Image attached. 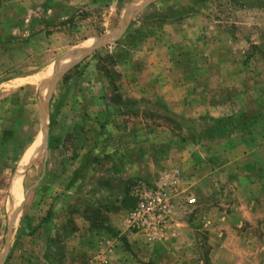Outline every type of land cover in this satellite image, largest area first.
Listing matches in <instances>:
<instances>
[{"label": "rangeland", "instance_id": "374dc122", "mask_svg": "<svg viewBox=\"0 0 264 264\" xmlns=\"http://www.w3.org/2000/svg\"><path fill=\"white\" fill-rule=\"evenodd\" d=\"M154 63L211 100L163 116L139 91ZM260 97L264 0H0V264H264ZM110 138L171 161L168 138L208 143L188 147L197 177L128 181L108 218L104 175L84 173L99 152L83 151ZM175 171L164 237L126 231L135 183Z\"/></svg>", "mask_w": 264, "mask_h": 264}, {"label": "crops", "instance_id": "0c3cea01", "mask_svg": "<svg viewBox=\"0 0 264 264\" xmlns=\"http://www.w3.org/2000/svg\"><path fill=\"white\" fill-rule=\"evenodd\" d=\"M156 68L158 67L155 63L152 64L151 66H148L149 69L148 72H150V74L152 73L151 74L152 76L149 75L148 81H146V83H144V85L141 86L142 88L139 89V91H141L140 96L145 97L146 100L150 101V97H151L152 100L157 101V103L162 107V110L165 112L163 116L171 117L170 110L167 111V109L165 108L171 105V101L176 103V105L179 106L184 111L186 110L188 111L190 109L189 106H192L191 101L193 98L197 100L198 97L199 98L202 97V101L204 102L211 100L209 98L208 100L204 98L206 95L204 92L200 93L198 92V90L193 92L190 89V85L188 86L186 82L187 79L180 82V86L182 85L180 87L181 90L180 93L173 92L170 78H168L167 75L158 77L157 72L159 70H157ZM181 72H182L181 74H183L184 77L185 73L183 71ZM239 99H241V104H242L240 109L242 111H245L246 107H244L243 105H244V101L247 100L248 98L245 99V97L241 96ZM213 100L217 101L216 106L214 107L219 108V106L221 105L219 99L214 97ZM261 100L262 103H260V106L264 104L263 98L260 97L259 102ZM107 111L108 110L99 109L97 113V111L94 109H88L84 112H86V114H88L89 116H95L96 114L102 115L104 113H107ZM259 114H260L259 121L262 120L260 121L261 123H259V126L260 124H262V126L260 127H262L264 130V113L261 109L259 110ZM263 130L259 128V131H263ZM262 134H264V131L262 132ZM138 143L139 141L137 139L125 143L122 141L117 142V140L110 138L109 140L104 139V140L93 141L91 147L87 148L86 151H83L84 153H86L88 150L90 151V149H92V152H90V154H92L93 156H95L99 152L97 161L91 159V163L89 162L90 163L89 166H87L84 169V173H91L92 170H94L95 174L99 173L104 175L105 181L103 182L104 184H102L104 188L102 189L101 194L103 195L104 198H106V200L103 204L107 205L112 203L113 205H115L114 206L115 208L112 209V211L106 210L104 212V214L108 218L112 217L113 215L116 216L118 215L117 217L119 218V216L122 214L123 209H121V207L120 208L116 207L119 204V202L118 201L115 202V200H117V198L120 195L122 185L124 186V183H127L128 181L131 180L133 181L138 177L145 178L149 175L150 177L154 178L163 170H168V169H175L180 173V175H185V176L193 175L197 177L200 174V169H201L198 166V164H196V156H194L195 153H197V151H193L195 149H189L188 147L190 146V148L194 147L196 149L203 150L204 149L203 147H206L208 141L205 140L188 141L185 139L183 141L181 140L177 141L176 142L177 145L173 146L174 144H171V140L168 138V140L166 141V143L163 144V146L167 149L171 148L174 152L178 154L173 161H171V157H169L168 155L165 156V154H167L165 152L163 154H160L161 151H158V155H153V154H146L144 151H140L139 149H137L139 148ZM222 144H224V146L225 145L227 146L226 141H223ZM261 147L262 146H260V148ZM114 151H118L119 154L116 153L114 154ZM145 154L146 156H144ZM144 160H147L146 161L147 164L149 162L148 169L143 166L145 163ZM124 215L125 214H122V217H124Z\"/></svg>", "mask_w": 264, "mask_h": 264}, {"label": "built area", "instance_id": "2783aa9c", "mask_svg": "<svg viewBox=\"0 0 264 264\" xmlns=\"http://www.w3.org/2000/svg\"><path fill=\"white\" fill-rule=\"evenodd\" d=\"M180 187L181 178L177 171L164 173L152 184L135 183L131 188L134 206L125 216V230L139 234L147 243L161 240L171 205L177 195L183 194ZM194 201L193 197L183 198L185 205H191Z\"/></svg>", "mask_w": 264, "mask_h": 264}]
</instances>
